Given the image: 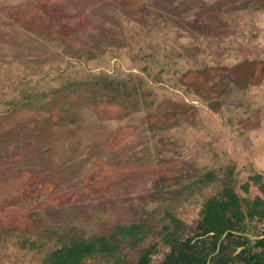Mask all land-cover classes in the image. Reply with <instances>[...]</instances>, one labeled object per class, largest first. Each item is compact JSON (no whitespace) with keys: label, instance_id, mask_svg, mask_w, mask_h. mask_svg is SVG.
Listing matches in <instances>:
<instances>
[{"label":"rangeland","instance_id":"374dc122","mask_svg":"<svg viewBox=\"0 0 264 264\" xmlns=\"http://www.w3.org/2000/svg\"><path fill=\"white\" fill-rule=\"evenodd\" d=\"M210 38L225 40L210 68L186 57L153 76L165 45ZM67 123L76 133L59 130ZM90 124L110 125L100 143L86 141ZM219 203L243 220L202 236L205 207ZM254 209L264 0H0V264H166L170 241L187 239L203 255L216 241L205 264H264Z\"/></svg>","mask_w":264,"mask_h":264},{"label":"trees","instance_id":"16d2710c","mask_svg":"<svg viewBox=\"0 0 264 264\" xmlns=\"http://www.w3.org/2000/svg\"><path fill=\"white\" fill-rule=\"evenodd\" d=\"M184 2H186V0H184ZM139 35H141V34H138L136 36L134 35V38L138 40L135 43H138L141 45L142 40L139 37H137ZM38 37L39 36L37 33L35 34L34 38H32V35L29 34L28 39L29 40L34 39V41H32V42L37 43L35 40H38ZM211 38L208 39V41H206L205 43H203L197 39L190 40V41H187L185 43L180 42L178 39H174L172 41L173 43L170 42L171 44L165 45L166 52L168 53L167 56L169 59L163 58L161 60L160 58H157L155 67L152 65V63L150 65H148L150 67V69L153 70L152 71L153 76L162 75V73L164 72L163 70L167 69L166 67L169 66V63L172 64L171 66H173V68L177 71L182 70V68L184 69V67L186 65L183 63L184 62L183 60H186V57H188V58L190 57L191 59H194L193 60L194 63L192 62V64L195 68H198V69H199V65L197 66L196 62L200 61L201 59H202V62L205 63L206 67L208 66L207 64H209V63H211V64L215 63L212 61H220V58H218V55H219L218 53H221L222 50H224L223 47L220 45V43H225V40L211 39ZM106 43L112 44V42H106ZM142 50H145V49H142ZM181 51H182V53L180 54L179 52H181ZM185 51H187L188 53L185 54V56H184L183 54ZM126 56H128V55H126ZM143 62H146V61L144 60ZM221 62H223V60H221ZM211 64H210V66H212ZM206 67L202 66L201 70H204ZM207 68H210V67H207ZM154 72H156V73H154ZM119 81L126 83L129 81V79L125 78V79H121ZM125 83H123V84H125ZM145 84H146V86H149V88L155 87L156 89H159L161 92H163L162 95H160V97L157 96L156 99L155 98L151 99V101H153L155 103H156V100L159 102L165 101L164 104L168 108L178 107V109H181L179 111L182 114V117L184 118L185 110L183 107H185L186 105L185 106H183V105L182 106L171 105V104L176 103L175 101L172 100V97L168 96V95L173 96L172 93L166 92V89L162 88L160 86H151V85H148L147 83H145ZM124 86L126 87V85H124ZM118 87L122 88V86H120V85ZM125 89L130 90V92L132 94H134V96L139 95V93H138L139 89L135 85L129 86V88L126 87ZM132 94H131V96H132ZM124 95L129 99L131 98L128 96V93H124ZM175 99H176V97H175ZM132 105H133V101H132ZM132 105L130 104V106H132ZM185 118H186V116H185ZM200 122H203V120H201ZM71 123H73V122H71ZM71 123H69V124H71ZM88 127H89L88 132L91 133V136H88L86 141L87 142L89 141V142L95 144L99 138H101V137L103 138L104 135H107L106 130L108 128H110V125L100 124V125L94 127V126H92V124H90V126L88 125ZM50 128L55 129V127H50ZM65 129L69 130L68 123L63 124L61 127H59V130H65ZM74 130L75 129L70 127L69 131H71L72 133H76V132H73ZM68 139L69 138L63 137L62 140L67 141ZM65 141H63V142H65ZM100 142L101 141H98V143H100ZM65 146H67V147H65ZM55 147L57 148L58 151L64 150L63 152H65L66 155H68L70 152H71V154H75V156L78 155L76 153L77 149L74 146L69 148L70 145H62L60 143L59 145H57ZM70 149H72V150H70ZM50 150H48V153H50ZM227 193L230 197L235 198L231 192H227ZM230 208H232V207H230V205H224V203L211 204V205H208L207 207H205V209L202 213L203 214L202 215V221L198 225L199 230H201L203 232L202 236L208 235V237L211 236L212 238L216 239L217 236L223 235L226 231L234 229V227L237 226L243 220V214L239 213L237 210L228 212V210H230ZM254 214L259 215L261 217L264 216V212L258 211L257 209H254L253 212L250 213V216H254ZM236 215L239 216V219L237 222L233 221V216H236ZM259 244L264 248V238L259 241ZM181 246L183 248H181ZM77 248L79 250H84V247L80 246V244H78ZM215 249H216V241H213V242H211L210 252L215 251ZM170 250H171L170 256L167 258L166 264H205L207 261L206 258L210 254V252L207 254H204V255L202 253H196L194 251V246L191 244V240H188V239L185 240L183 243L177 242L174 240L170 241ZM146 261H147V255H144L137 264H145Z\"/></svg>","mask_w":264,"mask_h":264}]
</instances>
